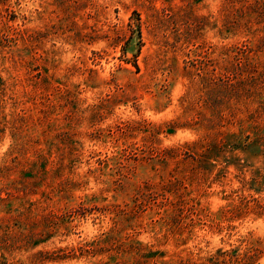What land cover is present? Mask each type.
Returning <instances> with one entry per match:
<instances>
[{
	"label": "rangeland",
	"instance_id": "rangeland-1",
	"mask_svg": "<svg viewBox=\"0 0 264 264\" xmlns=\"http://www.w3.org/2000/svg\"><path fill=\"white\" fill-rule=\"evenodd\" d=\"M0 264H264V0H0Z\"/></svg>",
	"mask_w": 264,
	"mask_h": 264
}]
</instances>
